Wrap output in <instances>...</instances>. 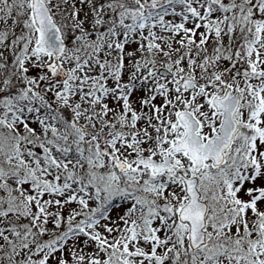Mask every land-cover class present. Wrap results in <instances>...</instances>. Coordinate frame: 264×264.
<instances>
[{
	"label": "snow or ice",
	"instance_id": "snow-or-ice-1",
	"mask_svg": "<svg viewBox=\"0 0 264 264\" xmlns=\"http://www.w3.org/2000/svg\"><path fill=\"white\" fill-rule=\"evenodd\" d=\"M0 264H264V0H0Z\"/></svg>",
	"mask_w": 264,
	"mask_h": 264
}]
</instances>
